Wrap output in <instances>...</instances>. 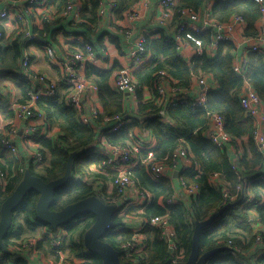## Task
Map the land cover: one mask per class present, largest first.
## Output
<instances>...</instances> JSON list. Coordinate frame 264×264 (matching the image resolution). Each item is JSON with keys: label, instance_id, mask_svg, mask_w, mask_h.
Returning a JSON list of instances; mask_svg holds the SVG:
<instances>
[{"label": "trees", "instance_id": "trees-1", "mask_svg": "<svg viewBox=\"0 0 264 264\" xmlns=\"http://www.w3.org/2000/svg\"><path fill=\"white\" fill-rule=\"evenodd\" d=\"M67 1L59 0V7L61 5L65 7ZM135 1L116 0L115 7L117 10L115 12L118 16L121 15ZM200 3V0H179L178 8L197 12ZM89 4L91 9L88 15L83 10L81 18L90 23H95V11L98 4L96 0H91ZM234 15H238L244 20L245 37H254L258 34L261 15L258 6L250 0L215 3L210 12V16L219 23L229 21ZM174 16L177 18L178 15ZM44 29H47V25ZM201 39L206 45L208 35H202ZM17 42L18 40H15L10 46L3 50L0 49V73H3L7 79L22 82L21 91L24 97L19 101L21 103L25 101V94L30 84L20 77L18 70L14 73V69H17L21 48ZM84 46L85 44L78 48L83 49ZM146 51L150 55L149 62L143 67L144 69L134 72L133 75L137 84L136 104L138 112V117L133 120H135V125H139V122L146 123L148 131L156 142L151 149L155 161L171 165L173 151L179 147L185 149L196 169L193 167L194 169L189 172L181 171V179L186 186L196 187L197 194L193 198H188V202L178 199L177 203L167 205L165 200L173 195L172 188L165 182L155 183L151 181L147 168L144 165H137L133 170L128 171L130 177L139 188L154 196L153 202L146 206L141 215L147 220V225L143 231L145 234L143 242L146 245V250L144 253L133 255L131 258H121L120 246L132 238V232L124 227L123 218L118 216L117 210L112 218L111 227L103 235L102 241L111 245L119 253L121 262L159 264L168 259H171L172 262H185L190 253L194 223L208 219L226 204L239 199L241 190L244 189V200L237 206L228 208L211 225L202 229L199 237L200 255L217 247L226 248L212 256L207 264H244L237 257L238 253H233L232 249L226 246V243L231 242L235 247L244 251L252 246H264V231L262 229L253 230L252 225L251 229L244 226L248 219L247 213L253 209L259 225L264 229V200L260 202L261 198L264 199V158L253 141L255 123L246 115L239 101L244 86L247 84L264 105V65L262 60L255 53L248 54L247 73L243 78L237 76L232 70L234 52L232 43L220 44L214 57H208L202 53L193 58L191 66L185 64L178 57L173 44L167 38L147 40ZM112 72L113 68L108 71L94 67L86 69L87 77L97 87L101 106L98 119L89 125L81 124L78 113L62 103L56 104L49 100L38 101L37 106L46 115L49 127L57 126L60 132L57 140L41 141L39 150L43 158L41 166H44L39 167V169L28 165L29 172L44 182L56 180L64 175L69 154L80 151L73 159L70 179L54 192L49 206L52 211H60L70 204L91 196H97L102 202L111 205H116V202L120 200L116 189H113L109 195L97 194L93 187L94 181L90 180L91 177H95L104 182L107 180L113 182L116 176V173L111 171H106L112 174L111 177L102 176L103 174L93 176L90 172L92 166L100 170L103 161L102 156L92 152L97 136L92 125L102 123L105 117L114 115L124 117L123 96L114 91L110 85ZM160 73H165L174 82L173 88L182 90H189L194 77L201 74L211 75L217 81L219 89L206 92L204 108L171 104L158 106L160 95L157 92V85L159 86L162 79ZM144 87L151 92V98L148 100H144L141 94V88ZM209 114H219L224 117L225 132L233 142L247 138V150L243 152L237 163L232 164L226 152L216 149L206 137ZM126 118L128 119V117ZM165 119L171 124H165ZM127 128L129 126L126 125L124 130L119 133L105 134L106 144L108 146L129 144ZM141 155L144 153L142 152ZM19 163L18 158L10 155L0 146V170L5 174L7 173L6 185L4 188L0 186V204L21 181L22 174L18 173L21 168ZM213 175L218 176L217 184L211 183ZM224 190L227 191L229 197H233V201L223 197ZM250 195L254 199L251 204L247 202ZM160 196L163 197V206H159L155 201ZM37 197L36 192L29 191L17 211L12 214L10 229L3 240L7 251L0 248V264H6L7 261L13 259L15 253L12 252L14 249H11L15 246L19 248L25 240L29 239L30 235H35L39 229L48 228V230L53 231L35 216ZM256 201L259 204H255ZM154 217H167L168 223L173 227L176 244L181 251V258L178 261L173 260L174 254L171 253L167 243L161 238L160 231L149 226L148 221ZM93 220L94 217L91 214H83L62 227L66 236L61 244V250L64 253L68 251L80 264H101V260L95 254L87 252L83 247V235L93 224ZM258 238L259 241H257ZM46 240L45 244L52 249L51 240L48 238ZM40 241L37 242V246ZM14 264L26 263L16 259ZM255 264H264V255L260 256Z\"/></svg>", "mask_w": 264, "mask_h": 264}, {"label": "built area", "instance_id": "built-area-1", "mask_svg": "<svg viewBox=\"0 0 264 264\" xmlns=\"http://www.w3.org/2000/svg\"><path fill=\"white\" fill-rule=\"evenodd\" d=\"M232 1L233 0H206L201 16L199 13L193 12L190 9H179V0L159 1V14L162 23L169 20L173 21L174 15H178L174 27L168 37V41L173 44L178 57L182 61L186 56L187 50H191L192 55L194 56L193 58L200 56L202 53H205L208 57H214L213 52L217 50L220 44H233L236 41V37L240 36L245 45V54L239 56L237 53H233V72L239 77H245L247 73V58L245 56L250 53L259 55L264 65V0H250L258 6L261 15L260 30L254 37L242 36L244 35L245 23L242 17L238 15L232 16L230 20L225 23H219L210 16L211 7H213L212 5L215 3H230ZM43 2L44 0H27L26 9L15 16L17 24L22 28L25 23V14L31 9L41 5ZM74 4L77 5V9L74 7ZM12 7L13 4H11V8ZM11 8L8 6L0 8L1 23L9 20V11ZM74 8L78 10L80 8L79 4L76 1H68L62 10V15L65 17L68 16L69 12ZM109 10L111 12L117 10L115 2L111 3ZM99 12L103 14L104 8H101ZM126 16L131 20L139 18L137 11H129L126 13ZM46 19V16L43 17V20ZM204 34L208 35L206 45H204L203 40L201 39V36ZM27 40L34 41L36 40V37L27 33ZM146 45L147 40L145 37L136 40L134 49L130 55L128 66L120 68L114 76L112 83V89L114 91L130 95L133 99H136L137 84L133 75L134 72H136L147 60ZM44 53L47 61L57 67L59 75L55 80H51L43 75L30 73V55L24 53L21 57L18 74L25 82L29 83L30 86L26 91L25 101L21 103L13 102L10 107L15 121H24L28 124L24 129V136L31 137L34 140L45 138L47 132L50 131V127L46 121V115L37 106L39 100L41 101L44 98L54 96L58 88L62 87L64 89L63 104L75 111H79L81 109V100L84 99L89 92H97V87L90 82L86 74V69L89 67H96L99 64L93 46L85 44L83 49L75 48L68 50L62 56H58L57 51L52 46L47 45L44 49ZM191 61L188 64L189 66H191ZM159 75L162 76V79L159 82V86L157 85V92L159 94L162 93L163 95L165 93V88H163V86H166L163 84H166L168 77L165 73H160ZM35 82L38 85L37 87H34ZM171 91L180 93V95L179 97L171 98L168 102L169 105L189 106L191 108L205 107L206 99L204 93L195 99H190L187 96L182 95L183 90L180 88H172ZM239 101L246 115L255 123L256 129L253 134V141L264 158V136L263 134L258 133L260 123L264 122V114H261V111L259 110V104L261 101L252 88H248L246 91L242 92ZM99 115V109L93 107L89 109V113H81L79 122L83 125H89L92 121L97 120ZM208 117L209 125L205 135L216 149L224 151L227 145H232L234 143L225 132V119L219 114H209ZM164 122L165 124H171L167 119H165ZM102 123L108 126V133L110 134L123 131L128 121L121 115H114L111 117H105ZM17 133L18 128L13 124H10L4 131V134L0 137V146L6 152L19 158V149L13 140V137ZM127 137L130 140V143L125 146H108L107 155L103 158L99 169L102 173L106 171L116 173L114 181L111 182V186L112 189H116V192L120 197H123L126 192H133L137 199L147 206L153 202L154 196L148 191L139 188L136 182L130 177L128 171L137 165H144L148 170L150 180L158 183L166 177L172 169L179 165L180 162L189 165L191 164V160L185 149L179 147L171 154V165L157 162L154 159L151 148L142 145L132 132H128ZM142 152L144 155H141ZM32 158L36 160L37 164L43 161L40 153H29L27 155L28 165L33 166ZM194 165L195 164L193 163V166ZM18 173L23 174L24 170L20 168ZM217 177V175H213L211 178L214 184H217ZM5 179V172L0 170V182H4ZM179 184L186 197H195L197 194L196 187L186 186L181 178L179 179ZM237 189H239V187H237ZM223 195L225 199L233 201V197H229L227 191L224 190ZM177 202L178 196L176 194H173L168 200H165L167 205H172ZM247 202L251 204L254 202V199L248 197ZM255 204H259V202L256 201ZM116 208V210L119 211L122 207L118 208L116 204ZM251 222L252 219L249 220V223ZM148 224L160 231L161 238L167 243L168 249L171 253L174 254L173 260L178 261L181 258V251H179L176 244V235L173 227L168 223L167 217L151 218L148 221ZM252 225L255 226V223ZM44 232H47V238L51 240L52 253L55 256V261L51 264H80L78 261L73 262L63 259L61 244L66 235L64 229L59 228L56 229V231H47L44 228ZM42 236L38 239L29 238L25 240L18 249H27L37 253V242ZM257 241H259V238ZM226 246L229 249H232L235 254L239 252V249L231 242H227ZM120 249L121 258L127 259L131 258L133 255L144 253L146 245L143 242L141 235L136 233L132 235V238L129 241L124 242L120 246Z\"/></svg>", "mask_w": 264, "mask_h": 264}, {"label": "crops", "instance_id": "crops-1", "mask_svg": "<svg viewBox=\"0 0 264 264\" xmlns=\"http://www.w3.org/2000/svg\"><path fill=\"white\" fill-rule=\"evenodd\" d=\"M68 1H76L79 4L80 8L76 10L77 5L74 4V7L76 9L74 8L73 10H71L68 16L65 17L62 15L64 6L61 5L59 7V0H44L41 5L31 9L25 14V23L22 28L19 26V24H17L15 16L26 9L27 0L0 1V8L6 6L11 8V4H13V7L9 11V20L2 23L0 22V49L3 50L7 46H10L11 43H13L15 40H18L17 44L21 47L20 57L17 61V69H14V73L20 68L22 55L24 53H27L30 55V62L32 64L30 73H36L38 75H43L48 79L55 80L59 75V72L55 65H48L44 63L45 61L48 62L44 53L45 47L47 45L52 46L57 51L58 56H62L68 50L78 48L83 44H89L93 46L97 59L99 61V64L94 68L104 71H108L113 68V72L110 78V85L112 88V83L116 72L120 68L128 66V63L130 62V55L134 49L136 40L141 37H145L148 41L157 40L160 38H167L168 40L170 32L174 27V23L177 20V18L174 16L173 21L169 20L164 21L163 23L160 21V0H136L128 10H126L119 16L117 15V12H111L109 10L111 3L116 2V0H96L98 4V8L95 11L96 22L90 23L87 20H83L81 18V12L84 10L86 15H88L89 10L91 9V5L89 4L91 0ZM200 1L201 3L199 8L197 9V13H199V15L201 16L203 13L202 10L204 9V5L206 4V0ZM101 8H104L103 14L99 12ZM129 11H137L139 14V18L135 20H131L130 18H128L126 16V13ZM45 16L47 17V19L43 20V17ZM45 25H47L46 30L44 29ZM258 26L260 28V24ZM27 33L30 35H34L36 37V40L28 41ZM232 45L234 46L233 53H237L239 56L245 54V45L242 42L240 36L236 37V41ZM216 52L217 51L213 52V56H215ZM146 56V62L138 70L144 69L143 67H145L149 62L150 55L147 53ZM247 56L248 55H246L245 57L247 58ZM193 57L194 56L192 55L191 50H187L186 56L183 58L184 63L188 65ZM34 64H39L41 69L44 68L43 71L41 69H37L36 72ZM32 68L34 69L32 70ZM21 85L22 82L15 79H7L3 75V73L0 76V137L2 134H4V131L10 124H13L18 128V133L13 137V140L17 144L19 149L18 161H20V167L25 171V169H28L27 155L29 153H41L39 150V144H41V141L57 140V136H59L60 131L57 126L50 127V131L46 134L47 136L41 140H34L31 137L24 136V129L28 126V124L24 121H15L10 110L11 104L13 102H19L24 97L21 91ZM163 85H166L163 86V88H165V93L163 95L162 93L159 94L160 100L157 104L158 106L166 105L171 98L179 97L180 95V93L171 91V89L173 88L172 86L174 85V82L171 79L168 78L166 80V84ZM37 86L38 85L35 82L34 87ZM248 88L251 89L249 85L244 86L243 92ZM188 89L189 90H183L182 95H185L190 99H195L196 97L202 95V93L206 95L207 91L218 90L219 86L217 81L211 75L201 74L192 79L190 87ZM141 94L144 100H148L151 98L150 90L146 89L145 87L141 88ZM122 96L124 118L127 119L126 117H128V132H132L135 138L138 139L142 143V145L152 149L155 146L156 142L148 131L146 123L139 122V125H135V120H133L135 117H138L136 99H133L132 96L127 94H122ZM63 97L64 89L62 87H59L54 96L50 98H44L42 99V101L49 100L52 103L63 104ZM93 107H96L97 109H99V111H101L98 92H89L87 96L81 100V109L76 112L80 117L82 112L89 113V109ZM259 110L261 111V114H264V105L262 104V102L259 104ZM136 123H138L137 120ZM92 126L97 132L96 144H94L92 152H95V154L100 155L104 158L107 155L108 148V145L104 140V135L109 134L108 126L104 123ZM263 131L264 122L260 123L258 133L263 134ZM245 150H247V138H242L238 141H235L232 145H227L224 151L226 152L229 161L232 164H235L237 163L238 159L242 157ZM193 167L196 169V166H193L192 161L189 165H185L180 162L179 165L172 169L171 172L158 183H167L172 188V193L176 194L179 200L188 202V197H186L181 190L179 179L181 178V171L189 172L191 171V169H194ZM90 172L93 174V176L95 174H103L102 176L105 177L112 176V174H109L110 172L100 173L98 168L96 169V167L94 166L90 168ZM90 180L94 181L93 185L95 183L97 184L96 186L94 185V190L96 189L97 194L104 193L106 195H109L110 193H112L113 189L109 180L104 182L102 179L101 181L100 179L95 177H91ZM211 183L214 184L212 179ZM0 184V186L4 188V186L6 185V181L0 182ZM107 184H109L111 188L110 192L107 191ZM249 197L253 196L250 195ZM263 200L264 199L261 198L260 202ZM155 201L159 206H163V197L160 196L156 198ZM116 204L118 208H124L126 206L124 208V212H126L125 214H127V216H121L119 215V211H117L118 216L123 218L124 227L129 229L132 234L139 233L142 240H144L145 234L143 231L145 230L147 220L141 215L144 213L146 206L137 199L133 192H126L123 197H120L119 202H116ZM130 212H134V215H132L133 217L129 215ZM247 214L248 219L246 220L244 226L247 229H251V225L255 223V226L252 225L253 230L262 229L264 231V229L259 225L258 218L253 209H251V211ZM250 219H252L251 223H249ZM38 232L41 234V236L43 235L42 238H40L41 241L39 240L40 242L37 246L38 254L27 249H18L15 246L11 249H14L12 252L15 253V257L10 261H7L6 264H14L16 259H20L26 264H51L52 262H54L55 258L52 254V249L50 246H47L45 244V242H47V232H44L43 228L39 229ZM39 253H42L44 256L39 255ZM263 253L264 246H252L245 251L239 249L237 257L241 261H243L244 264H255L256 260L260 256H262Z\"/></svg>", "mask_w": 264, "mask_h": 264}, {"label": "water", "instance_id": "water-1", "mask_svg": "<svg viewBox=\"0 0 264 264\" xmlns=\"http://www.w3.org/2000/svg\"><path fill=\"white\" fill-rule=\"evenodd\" d=\"M79 152L80 151H75L69 154L64 175L56 180L44 182L41 178L33 176L28 169L24 171L21 181L13 192L0 204V248L3 251H7L3 240L10 229L12 214L17 211L27 193L29 191H34L38 195L35 206V216L39 221L49 226L50 229L56 230L62 228L80 215L91 214L94 220L93 224L83 235L84 249L89 253L95 254L101 260V264H135L132 262H121L119 253L111 245L102 241L103 235L111 227L112 218L117 209L116 205L106 204L97 196H91L70 204L60 211H52L49 209L54 192L64 186L70 179L72 162ZM243 200L244 189L241 190L239 199L226 204L208 219L196 221L194 223L190 253L185 262L174 263L171 259H168L166 262L159 264H207V261L212 256L224 251L226 248L217 247L200 255V231L211 225L228 208L237 206Z\"/></svg>", "mask_w": 264, "mask_h": 264}, {"label": "rangeland", "instance_id": "rangeland-1", "mask_svg": "<svg viewBox=\"0 0 264 264\" xmlns=\"http://www.w3.org/2000/svg\"><path fill=\"white\" fill-rule=\"evenodd\" d=\"M44 63H46V64H48V65H50V63L49 62H44ZM31 67H32V64H31ZM34 68H35V71L37 72V69H41L40 68V65L38 64V65H35L34 64ZM34 68H32V70L34 69ZM44 69V68H43ZM43 69H41L42 71H43ZM0 76H1V74H0ZM47 78V77H46ZM159 94V93H158ZM32 165L34 166V167H36V166H38V167H36V168H39V167H43V166H41L42 165V162L41 163H39V164H37L36 163V160L34 159V158H32ZM46 164V163H45ZM27 166V165H26ZM40 169V168H39ZM39 169H35V170H39ZM26 170V169H25ZM99 172L100 173H102L101 172V170H99ZM7 174V173H6ZM23 175V174H22ZM6 180V179H5ZM101 180V179H100ZM102 181V180H101ZM5 182V181H4ZM95 186L97 185L96 183L94 184ZM94 185H93V187H94ZM106 186V185H105ZM95 188V187H94ZM106 188H108V190L107 191H109L110 192V190H111V188H110V186H109V184H107V186H106ZM95 191H96V189H95ZM127 204H129V203H127ZM121 206V205H120ZM126 207V206H125ZM124 207V208H125ZM124 208H121V209H119V215H121V216H127V214H125L126 212H124ZM129 215L131 216V217H133L132 215H134V212H130L129 213ZM47 231H50V230H48V228H45ZM53 231H56V230H53ZM132 235H134V234H132ZM41 236V234L37 231L36 233H35V235H30L29 236V238L30 239H38L39 237ZM66 236V235H65ZM66 253H64L63 252V259H67L68 261H75L76 259H75V257H73L72 255H70L69 253H68V251H65ZM53 254V253H52ZM39 255H41V256H44L42 253H39ZM53 256H54V254H53ZM54 258H55V256H54ZM77 261V260H76Z\"/></svg>", "mask_w": 264, "mask_h": 264}, {"label": "clouds", "instance_id": "clouds-1", "mask_svg": "<svg viewBox=\"0 0 264 264\" xmlns=\"http://www.w3.org/2000/svg\"><path fill=\"white\" fill-rule=\"evenodd\" d=\"M118 211V210H117Z\"/></svg>", "mask_w": 264, "mask_h": 264}]
</instances>
